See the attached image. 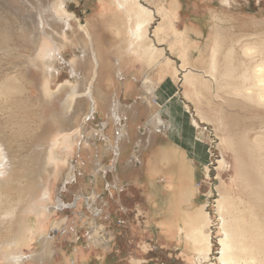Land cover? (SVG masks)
<instances>
[{
  "label": "rangeland",
  "instance_id": "374dc122",
  "mask_svg": "<svg viewBox=\"0 0 264 264\" xmlns=\"http://www.w3.org/2000/svg\"><path fill=\"white\" fill-rule=\"evenodd\" d=\"M56 1L0 0V84L18 79L6 91L8 97L0 96V264H14L11 250L24 253L18 264L215 263L221 250L217 225L211 229L212 254L201 258L160 226L158 209L163 206L170 214L174 203H162L159 189L181 176L173 161L176 150L191 165V173L184 174L198 190L190 210L207 203L216 222L214 203L224 186L237 180L238 167L232 148L221 139L239 136L252 124L253 142L264 132V112L253 105L233 106L241 99L218 94L217 88L197 96L181 80L184 72L175 75V67L187 59L201 75L214 47L215 16H227L226 25L236 26L237 33H251L256 27L244 24L245 15L264 18V0H231L233 7L222 0H142L155 11L148 28L152 39L160 24L168 28L173 22L175 7L180 31L188 37L170 34L162 45L155 40L166 49L162 64L150 68L129 47L134 21L124 19L113 0H64L69 17L55 10ZM164 5L172 15L166 13L163 20L157 10ZM46 41L51 57L40 55ZM255 45L244 58L259 57L261 48ZM184 46L193 49L187 50L190 58ZM223 54L222 47L219 64ZM167 58V75L159 79ZM129 80L134 88L126 92L123 83ZM151 84L159 85L153 89L155 107L145 98ZM158 112L164 120L160 128L150 122ZM133 121L135 133L124 156L121 129ZM223 156L227 170L219 167ZM26 226L37 233L25 246L20 239Z\"/></svg>",
  "mask_w": 264,
  "mask_h": 264
},
{
  "label": "bare ground",
  "instance_id": "6f19581e",
  "mask_svg": "<svg viewBox=\"0 0 264 264\" xmlns=\"http://www.w3.org/2000/svg\"><path fill=\"white\" fill-rule=\"evenodd\" d=\"M222 1L229 7H233L234 5L231 0ZM64 2V0L56 1L54 8L57 12L61 13L60 15L69 17L63 7ZM113 2L116 4L117 8L124 13V19L127 17L129 22L130 20L134 21V27L129 29L131 36L128 41L129 47L135 53L140 54V56L144 59V62L147 64L143 63V65L149 66V68L156 66L157 63L163 62V60L161 61V58H163L165 54L164 50L166 48H159L157 43H155V40L160 44L162 41H166L170 34L177 37H183L186 34V32L180 31L179 14L175 12L176 7L173 11V22L168 24V28L160 24V26H158L154 31L155 39H152L148 35V28L155 19L154 10H152L149 6L144 5L142 0H113ZM157 13L162 16L163 20L167 16L166 13H170L172 15V11L169 8H166L165 5L161 9H158ZM245 17L247 19L244 24H253L256 27V29L251 33H237L236 26L226 25L225 22L230 21L227 16L223 17L216 15V23L213 30L214 47L210 56L209 65H207L208 68L205 71H202L203 73L201 75H197L195 74L194 69L190 68V65H192L190 60L186 59V61H181L182 63L180 68L175 67V75H178L179 72H184L181 80H183L186 86L191 87L194 92H196V95L197 93L204 95L205 92H211L217 88L218 94H223L222 92L225 94L231 93V96L235 95L237 98L241 99L236 100V103H232L231 99L226 98L230 104H233V106L238 105L246 109L247 107H251L253 105L256 107L258 106L257 108L260 107L264 112V18L250 14H246ZM60 18L62 17L60 16ZM124 21L126 22V20ZM260 25H263V29H260ZM86 36L87 44L92 46L91 37L88 36V32ZM186 38L188 39V37ZM121 40L125 43L127 41L125 38L124 40L123 38ZM253 44H256L257 46L259 45L261 48L259 57L257 59L244 58L243 55L248 54V50H251ZM222 47L224 48V54L221 57L222 59L219 64V52ZM171 48H173V46ZM189 49L192 48L190 46L188 48L187 46H184L182 51L185 52V56L187 50ZM196 50L198 58L202 59L203 56L201 51L198 49ZM188 53L189 52H187V57H189ZM40 55H48V57L53 55V50L51 49L48 41H46V43L43 42ZM169 62H171V60L167 58L166 61H164V64L160 66V70H158L160 73L159 79L165 78L167 75L164 68L165 65H170L168 64ZM117 64L119 65V63ZM219 66H223L224 68L219 70ZM12 78L13 77H10L0 84V96L8 97L9 95L5 94L6 91L11 89V85L13 83L15 86L18 84V79ZM157 84L153 86L151 84V88L147 89L149 91L145 97L146 101L152 107H155L152 102V95L154 96L153 89L159 86ZM123 86L125 87L126 92H130L134 88L131 80L124 82ZM16 88L18 89V86ZM44 89L47 90L46 95H48V92L51 91H48V81L44 84ZM158 106L162 107L163 105L160 103ZM118 109H120V104L116 103L113 112L116 114ZM119 119L120 121L122 120L121 117ZM163 121L164 120L162 119L160 112L154 115L150 120L154 126L159 128L164 124ZM192 122L197 125L194 117ZM253 126L252 124H246L245 130H243L239 136L228 134L225 138L221 139L224 144H227L232 148L233 155L236 157L238 162V167L237 180L232 181L229 186L225 185L222 191H220V197L215 201L216 203H214L216 204L215 215L218 217V219L216 218V222L212 219L211 213L207 210V203L198 204L193 210H190L191 207H194L195 204H197L198 190L192 188L193 183L190 179L188 180L189 175L187 174L186 176L184 174V171L185 173L187 171L191 173V165H189L187 161H182L181 155L176 153V150L174 151L175 156L173 161L174 164H178L176 167L178 171L181 172V176L179 175V180H172V182L174 181L173 184L166 186V188L159 189L161 191L160 198L162 203H174L173 208L169 211L170 214H167L166 209L163 206H160L158 209L161 211L160 226L166 228L165 232L169 236H179L182 241L189 243L192 249L201 258L203 257L208 259L210 254H212L213 242L211 229L212 224L217 225L216 229L220 232L219 242L221 250L217 253L219 256L215 258L216 262L212 264H264V132L255 136L254 141L251 142L252 140L250 139L249 133L253 130ZM121 133L124 135V141H126V146L124 145L125 156L130 149V142L132 141L135 133L134 121L127 122L121 129ZM136 144V146L141 148L139 142H136ZM117 146H114V149L118 153L119 149ZM245 156L248 159H245ZM133 157L138 158L136 154ZM173 167L175 169V166H172V168ZM219 167L224 170H227L229 167L224 156L221 160H219ZM145 169H147V166ZM151 171L152 170L150 169V174ZM151 175L153 177V174ZM238 181H240L239 185L237 183ZM35 207L36 209L38 208L37 206ZM29 211L30 210H28V212ZM9 212L10 210L5 212L7 219L13 220V212ZM36 213H38V211ZM247 214H249L248 218L246 217ZM170 222L171 224L173 223L172 226L169 225ZM36 233V229L26 226L20 239L21 244H25V246L29 245L34 239ZM16 243H19V241ZM20 247L21 246H19V248ZM13 251L15 252L13 253ZM13 251H10V259L12 263L18 264L19 261L21 262V260L25 259L23 256L24 253L22 254L20 252H16L17 250ZM5 258L8 259L7 256H5Z\"/></svg>",
  "mask_w": 264,
  "mask_h": 264
}]
</instances>
